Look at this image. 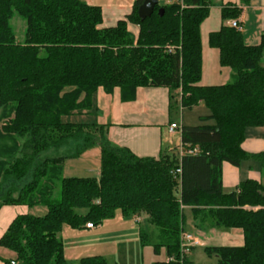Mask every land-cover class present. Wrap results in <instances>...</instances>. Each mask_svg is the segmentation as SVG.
Instances as JSON below:
<instances>
[{
    "label": "trees",
    "instance_id": "trees-1",
    "mask_svg": "<svg viewBox=\"0 0 264 264\" xmlns=\"http://www.w3.org/2000/svg\"><path fill=\"white\" fill-rule=\"evenodd\" d=\"M142 2L106 26L102 7L84 0H0V207L48 208L43 216L18 215L0 238L18 264H67L59 236L63 224L99 225L117 209L130 217L146 215L157 229L155 246L176 258L154 264H194L188 256L179 260L185 207L203 221L243 231L241 246L204 248L218 264H264V185L246 179L225 193L222 184L224 162L239 166L253 158L264 167V153L242 148L247 128L264 126V32L257 45H247L231 25L211 32L210 45L219 50L221 65L232 69V82L203 86L200 27L212 0L158 3L143 20ZM241 12L221 8L225 20H238ZM14 14L25 21L21 39L11 24ZM130 25L138 26L137 36ZM140 87L181 90L182 107L203 102L210 109L203 118L215 123L182 126V155L174 149L141 157L112 144L105 125L65 120L91 111L100 88L108 94L119 88L121 99L130 101ZM70 141L79 143L76 155L98 142V178L64 177V157L39 160L42 151ZM195 148L197 154L186 152ZM30 173L32 179L19 186ZM79 264L107 263L90 256Z\"/></svg>",
    "mask_w": 264,
    "mask_h": 264
},
{
    "label": "rangeland",
    "instance_id": "rangeland-1",
    "mask_svg": "<svg viewBox=\"0 0 264 264\" xmlns=\"http://www.w3.org/2000/svg\"><path fill=\"white\" fill-rule=\"evenodd\" d=\"M84 1L101 6L106 16L110 17L107 19L110 21L113 18H123L127 12L131 10L136 0ZM171 2H173V0H159L160 4ZM220 6L219 1L212 0L209 13L202 21L200 27L202 39V62L199 84L203 86L221 85L232 82V69L221 65L220 55L217 48L211 46L209 42L210 33L219 30L220 24H223L226 21L222 17ZM11 24L17 38H23L25 30L24 19L17 14H14L11 19ZM103 24H106L105 19ZM134 35L137 36L138 34ZM262 62L264 64V58ZM115 99H117V101L120 99L117 91L115 93ZM114 101L116 105V100ZM209 114L210 109L203 102H200L198 105L191 108H181V100L179 96L175 95L174 100L172 101L171 121H174L179 127L183 125V122L185 125L214 124V119L203 118V116ZM92 118L93 116L91 115L82 117L75 114V116L73 115L65 120L87 121ZM256 129L257 128L254 127L248 129L247 135L252 136L250 131ZM180 130L181 129L178 128L173 135L166 132L164 136L166 145L170 146L172 150L175 149L179 151L181 139ZM78 146V142L70 141L68 144L60 148L46 149L40 153L39 160L53 157H64L62 165V174L64 177L98 178L101 167L100 145L96 142L90 148L76 155L74 153H76ZM241 165L243 172L253 168L258 170L260 169L261 162L250 158L242 161ZM31 179L32 174L30 173L18 181V185L24 186ZM246 208L254 209L256 207L247 206ZM46 212V205L40 204L30 208V213L36 216H43ZM85 212L86 210H80L81 214H85ZM135 218L136 217L126 216L120 209H117L112 217H108L103 220L101 224L95 225V228L90 233L86 231V227L73 228L69 224H63L59 236L63 240L64 256L67 264H79L82 258L95 255H101L104 257L107 264H154L156 261H167L169 257L167 249L165 246H155L156 244H159V240L154 237V234L151 231H149L148 225L150 224L146 215H143L141 221H137V218ZM198 218L202 219V216L198 215ZM206 222L215 225L214 220L211 218ZM187 227L188 229H192L189 225ZM220 229L222 230V233H224V242L226 244L243 243L242 230H238L241 236L236 237L232 232L233 228L223 227ZM141 230L145 231L148 235L144 242L141 240ZM229 236L233 238V240H229ZM100 240H102V242H99ZM194 258L198 264H218L215 256L210 257L203 250H198L195 253Z\"/></svg>",
    "mask_w": 264,
    "mask_h": 264
},
{
    "label": "crops",
    "instance_id": "crops-1",
    "mask_svg": "<svg viewBox=\"0 0 264 264\" xmlns=\"http://www.w3.org/2000/svg\"><path fill=\"white\" fill-rule=\"evenodd\" d=\"M217 1L220 2V9L224 6H235L242 10L238 22L239 29L243 33L244 42L247 45L259 44L262 33L264 32V0H248L247 3H244L243 0ZM130 11L131 10H129L127 14L130 13ZM103 16L106 21L104 25L106 26L113 25L119 20L117 18H113L110 21L107 20L110 17L106 16L104 11ZM231 21L232 19L226 20L223 24H220V28L222 25H230ZM129 28L134 34L138 33V26L130 25ZM116 91L120 98L118 101L115 99ZM175 95L179 96L181 100L180 90L171 92L166 87H140L136 92L134 100L124 101L121 99L120 89H116L113 93L108 94L100 88L93 95L91 111L77 114L82 117L91 115L93 118L87 121L76 120L75 122H90L105 125L108 129V140L112 144L128 147L136 155L141 157H158L163 150H172L170 146L166 145L164 136L166 132L173 135L177 130L176 129L173 133L169 131L170 124L175 123L171 121V107ZM114 100H116V105ZM181 108L183 107L181 106ZM182 126H185L184 122ZM250 128L252 129L253 127H249L247 130ZM254 128L257 129L250 131L252 136L247 135L246 130V138L242 143V148L249 154L264 153V126ZM181 145L182 140L180 139L179 150L181 149ZM259 168L258 170L253 168L243 172L241 164L236 166L230 162H224L222 165V184L224 192L230 193L233 190H237L239 184L246 179H255L264 185V167L261 164ZM30 208L31 207L28 205L1 206L0 238L18 215L31 214ZM184 215L186 217L184 232L194 234L201 242L199 245H195L188 255L194 264H198L194 258L195 253L198 250L204 251V248L207 246H241L244 243L243 235L242 244H226L224 242V233H222L220 229L223 227L209 224L201 218L196 217L190 207L185 208ZM136 218L137 221H141L143 215ZM188 225L192 227V229H188ZM94 228L95 226L93 228L86 227V231L90 233ZM148 229L154 234V237L158 239L156 233L157 229L152 224L148 225ZM238 230V228H233L232 231L236 237L241 236ZM144 233L146 232L141 230V238H144ZM146 237H148V235ZM229 240H233V238L229 236ZM99 242H102V240ZM15 256L16 254L13 251L0 246V264H6L5 260H13Z\"/></svg>",
    "mask_w": 264,
    "mask_h": 264
},
{
    "label": "built area",
    "instance_id": "built-area-1",
    "mask_svg": "<svg viewBox=\"0 0 264 264\" xmlns=\"http://www.w3.org/2000/svg\"><path fill=\"white\" fill-rule=\"evenodd\" d=\"M230 25L233 27L240 28L238 20H232ZM178 128L181 129L182 127L181 126L179 127L176 123H171L169 126V131L173 133ZM186 152L189 154H197L199 150L198 148H195V149L187 150ZM183 153H184V150H182L181 148L180 155H182ZM180 173H181V167H178L175 170V174H180ZM254 209H258V208H254ZM86 227L93 228L94 225L92 223H87ZM200 243L201 242L199 238L195 236L194 234L189 233V232H183L181 235V246H180L181 254H180L179 260L183 261V259H185V257H187L190 254L192 248L195 245H199ZM167 261H176V258L174 256H169ZM9 264H18V263L15 260H11Z\"/></svg>",
    "mask_w": 264,
    "mask_h": 264
},
{
    "label": "water",
    "instance_id": "water-1",
    "mask_svg": "<svg viewBox=\"0 0 264 264\" xmlns=\"http://www.w3.org/2000/svg\"><path fill=\"white\" fill-rule=\"evenodd\" d=\"M159 3V0H143L142 4L138 8V15L143 20L147 17H150L155 10L156 5ZM160 15H163L164 8L160 7Z\"/></svg>",
    "mask_w": 264,
    "mask_h": 264
}]
</instances>
